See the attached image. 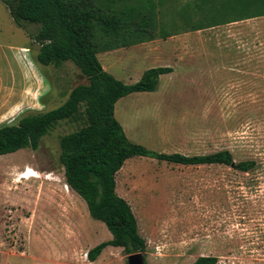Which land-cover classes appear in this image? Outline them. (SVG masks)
Instances as JSON below:
<instances>
[{
  "label": "rangeland",
  "instance_id": "374dc122",
  "mask_svg": "<svg viewBox=\"0 0 264 264\" xmlns=\"http://www.w3.org/2000/svg\"><path fill=\"white\" fill-rule=\"evenodd\" d=\"M133 2L149 0L126 1ZM152 7L166 34L183 35L170 48L182 52V64L173 62L174 74L152 94V123L140 122L152 136L138 131L136 143L186 156L228 150L236 161L264 165V18L189 32L256 17L264 13V0H152ZM39 29L18 28L0 1V127L54 110L88 84L72 62L59 68L38 63L40 45L30 37ZM130 52H121L123 60L111 69L129 85L151 66ZM83 126V120L60 122L37 151L0 157V264H127L123 248L108 247L95 262L86 257L113 236L66 188L60 140ZM116 182L146 242L147 264H194L201 257L264 264V170L244 176L229 167L134 157Z\"/></svg>",
  "mask_w": 264,
  "mask_h": 264
},
{
  "label": "trees",
  "instance_id": "16d2710c",
  "mask_svg": "<svg viewBox=\"0 0 264 264\" xmlns=\"http://www.w3.org/2000/svg\"><path fill=\"white\" fill-rule=\"evenodd\" d=\"M0 1L7 7L18 28L25 29V24L40 26L38 33L30 37L40 45L39 64L59 68L66 62H72L88 80L87 85L73 89L60 107L24 116L15 125L0 127V157L23 149L37 151L42 140L60 122L84 121V126L78 131L61 138L60 162L65 170L67 185L87 204L92 219L105 224L113 236L110 241L88 252L91 262L97 261L108 247L123 248L127 256L146 253L147 245L139 233L132 208L117 193L116 176L131 158L145 157L184 166L217 165L229 167L244 176L263 172L262 162L254 159L236 161L228 150L200 156L164 154L129 140L115 117L117 102L134 93L157 92L160 77L172 74L174 69H149L140 81L128 85L104 70L98 54L172 37L155 24L153 7L151 25L148 4L140 2ZM117 2L124 6L116 8L114 5ZM262 16L264 13L226 23ZM219 26L198 27L189 32ZM217 261L216 257H201L194 264H216Z\"/></svg>",
  "mask_w": 264,
  "mask_h": 264
},
{
  "label": "crops",
  "instance_id": "0c3cea01",
  "mask_svg": "<svg viewBox=\"0 0 264 264\" xmlns=\"http://www.w3.org/2000/svg\"><path fill=\"white\" fill-rule=\"evenodd\" d=\"M208 4H213L212 1H208ZM159 17V16H158ZM259 18H264V16L259 17ZM258 18H253L250 20H254ZM148 20L149 23L152 25V0H149L148 3ZM160 20V19H157ZM248 20L240 21V22H233V23H224V24H218L220 26H225V25H233V24H239L241 22H245ZM156 24L161 25L159 21H157ZM183 35L179 36H172L167 38L166 40L164 39H155L151 40L146 43L134 45L131 47L127 48H120L116 49L113 51H106V52H101L98 54V58L106 72L109 74L113 75L116 79L124 82L125 84L128 83L126 79L127 77L124 76H118L114 74L111 69H114L116 64H118L121 60H123L124 56H121V52L129 49L132 50L133 52H130L132 55L139 54L140 57H143L144 63H151V66L148 68L142 70L143 72L140 73L139 78L141 79L143 74L152 68H157V67H170L173 68L174 71L176 69L175 64L180 65L182 64V57L181 54L182 52L176 50L172 52L170 50L171 47H174V43L178 38H180ZM144 47H148L149 50H147L146 53L139 52L137 49H141ZM170 51V52H168ZM235 55H248L247 51L245 50H234ZM238 56V57H239ZM132 62H135L133 58L131 57ZM176 58V59H173ZM173 59V60H172ZM146 60V61H145ZM173 62L175 64H173ZM174 74V72L172 73ZM168 74V75H172ZM168 75H163L160 77V81L164 76ZM129 85V84H128ZM159 87H160V82H159ZM158 92V91H157ZM157 92H140V93H134L131 94L125 98L120 99L115 107V117L119 121V123L122 125L124 128V131L129 138L130 141L136 143L139 140H136V137L138 138V131H144L147 136L151 137V131L147 128L148 126H144L141 124L142 122H151L152 123V116L153 114V108H152V94H155ZM158 100V98H157ZM150 106L147 108V106ZM141 122V123H140ZM152 126V125H151ZM137 144V143H136ZM141 145V144H140Z\"/></svg>",
  "mask_w": 264,
  "mask_h": 264
},
{
  "label": "water",
  "instance_id": "95a60500",
  "mask_svg": "<svg viewBox=\"0 0 264 264\" xmlns=\"http://www.w3.org/2000/svg\"><path fill=\"white\" fill-rule=\"evenodd\" d=\"M127 264H146V261L142 253H136L128 255Z\"/></svg>",
  "mask_w": 264,
  "mask_h": 264
},
{
  "label": "bare ground",
  "instance_id": "6f19581e",
  "mask_svg": "<svg viewBox=\"0 0 264 264\" xmlns=\"http://www.w3.org/2000/svg\"><path fill=\"white\" fill-rule=\"evenodd\" d=\"M32 175L34 176V177H38L39 175H37V174H35V173H32Z\"/></svg>",
  "mask_w": 264,
  "mask_h": 264
},
{
  "label": "built area",
  "instance_id": "2783aa9c",
  "mask_svg": "<svg viewBox=\"0 0 264 264\" xmlns=\"http://www.w3.org/2000/svg\"><path fill=\"white\" fill-rule=\"evenodd\" d=\"M66 188H67V190H68V188H69V186L67 185V183H66ZM86 257H88V256L86 255Z\"/></svg>",
  "mask_w": 264,
  "mask_h": 264
}]
</instances>
